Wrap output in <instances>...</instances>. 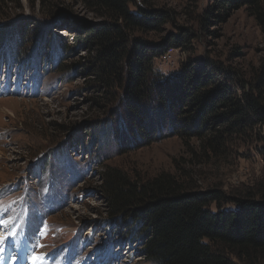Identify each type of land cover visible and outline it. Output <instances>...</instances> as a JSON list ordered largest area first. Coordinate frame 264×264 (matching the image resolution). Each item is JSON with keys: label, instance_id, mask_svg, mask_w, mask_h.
<instances>
[{"label": "rangeland", "instance_id": "1", "mask_svg": "<svg viewBox=\"0 0 264 264\" xmlns=\"http://www.w3.org/2000/svg\"><path fill=\"white\" fill-rule=\"evenodd\" d=\"M6 1L7 14L0 20V35L6 32L1 41L8 39L0 46V220L8 224L0 230L10 235L0 254L16 257L21 233L15 225L24 215L27 226L40 230L33 243L44 247L37 250L66 240L62 231L68 229L75 242L86 244V252L115 253L114 264H157L142 254L141 236L126 234L127 220L108 219L109 205L99 188L106 167L142 181L167 173L197 190L220 189L231 197L264 180L256 151L261 143L253 140L229 141L213 155L208 134L196 139L179 136L180 131L146 142L130 130L123 106L115 99L107 103L97 85L96 49L84 41L85 29L106 19L89 7V0ZM212 4L133 0L129 9L161 12L166 22L153 30L131 31L132 36L153 46L171 39L178 45L153 60L155 71L173 77L188 65L218 81L250 77L264 52L263 28L245 6L223 15L213 10L210 16ZM14 42L27 49L17 59L12 58ZM23 76L31 82V95L16 92V86L9 94L7 84H20ZM147 108L157 116L172 113L151 104ZM147 126L142 132L151 136L173 131L168 124ZM69 253L45 264H65Z\"/></svg>", "mask_w": 264, "mask_h": 264}, {"label": "trees", "instance_id": "2", "mask_svg": "<svg viewBox=\"0 0 264 264\" xmlns=\"http://www.w3.org/2000/svg\"><path fill=\"white\" fill-rule=\"evenodd\" d=\"M6 2L0 0V20H5ZM212 2L210 16L213 10L223 15L245 6L264 30V0ZM130 4L133 0H89V7L106 19L87 27L84 39L96 49L95 76L106 102L115 99L123 106L125 121L143 136L142 141L180 131L179 136L196 139L208 134L207 149L215 155L229 141L253 140L261 143L256 151L264 165V52L250 77L234 83L228 77L218 81L188 65L169 77L154 70L153 60L178 48L175 40L153 46L131 33L158 28L166 22L164 15L132 11ZM4 34L0 46L8 40L1 41ZM14 46L16 58L27 51L24 45L14 42ZM149 104L172 113H148ZM149 124H168L173 131L151 136L142 132ZM189 125L192 130L186 128ZM100 172L108 219L127 220L126 234L142 237L140 248L146 258L157 264H236L233 259L240 264L264 263V180L231 197L220 189L197 190L191 182L181 183L167 173L142 181L114 167ZM224 204L231 207L225 209Z\"/></svg>", "mask_w": 264, "mask_h": 264}, {"label": "snow or ice", "instance_id": "3", "mask_svg": "<svg viewBox=\"0 0 264 264\" xmlns=\"http://www.w3.org/2000/svg\"><path fill=\"white\" fill-rule=\"evenodd\" d=\"M8 221L7 220H0V226L7 227ZM10 234H0V245H3L7 239L9 238ZM37 248H43L44 245L37 243ZM2 247H0V251H2ZM45 255L40 253H34L31 257V264H44Z\"/></svg>", "mask_w": 264, "mask_h": 264}, {"label": "bare ground", "instance_id": "4", "mask_svg": "<svg viewBox=\"0 0 264 264\" xmlns=\"http://www.w3.org/2000/svg\"><path fill=\"white\" fill-rule=\"evenodd\" d=\"M62 232L65 234L64 237H65L66 239H68V240L71 239V236H72V235H68V234H70V233L72 232V230H68V229H67V230H63ZM68 240H67V241H68ZM45 241H47V240H45ZM45 253H46V252H44V254H45Z\"/></svg>", "mask_w": 264, "mask_h": 264}, {"label": "clouds", "instance_id": "5", "mask_svg": "<svg viewBox=\"0 0 264 264\" xmlns=\"http://www.w3.org/2000/svg\"><path fill=\"white\" fill-rule=\"evenodd\" d=\"M12 58L13 59H17L16 56L14 55V53H12Z\"/></svg>", "mask_w": 264, "mask_h": 264}, {"label": "built area", "instance_id": "6", "mask_svg": "<svg viewBox=\"0 0 264 264\" xmlns=\"http://www.w3.org/2000/svg\"><path fill=\"white\" fill-rule=\"evenodd\" d=\"M166 61H168V60L166 59Z\"/></svg>", "mask_w": 264, "mask_h": 264}]
</instances>
